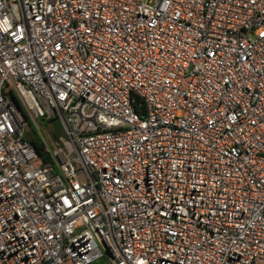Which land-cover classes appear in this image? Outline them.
I'll return each mask as SVG.
<instances>
[{"label":"built area","instance_id":"1","mask_svg":"<svg viewBox=\"0 0 264 264\" xmlns=\"http://www.w3.org/2000/svg\"><path fill=\"white\" fill-rule=\"evenodd\" d=\"M105 256L264 264V0H0V264Z\"/></svg>","mask_w":264,"mask_h":264},{"label":"trees","instance_id":"2","mask_svg":"<svg viewBox=\"0 0 264 264\" xmlns=\"http://www.w3.org/2000/svg\"><path fill=\"white\" fill-rule=\"evenodd\" d=\"M53 122L55 124L56 133L57 134H61L62 128H61L60 122L57 119H53ZM31 140L33 141V143L37 147L38 151L41 153V156L43 158V161L44 162H47L49 160V157H46L45 156L44 145L38 139H36L34 137H32Z\"/></svg>","mask_w":264,"mask_h":264},{"label":"rangeland","instance_id":"3","mask_svg":"<svg viewBox=\"0 0 264 264\" xmlns=\"http://www.w3.org/2000/svg\"><path fill=\"white\" fill-rule=\"evenodd\" d=\"M58 121H59V120H58ZM53 124H54V122H53ZM54 126H55V124H54ZM30 135H31V134H30ZM92 264H110V262H109L108 257L105 256V257H103V258L97 260L96 262H94V263H92Z\"/></svg>","mask_w":264,"mask_h":264},{"label":"water","instance_id":"4","mask_svg":"<svg viewBox=\"0 0 264 264\" xmlns=\"http://www.w3.org/2000/svg\"><path fill=\"white\" fill-rule=\"evenodd\" d=\"M12 99H13V101L17 104V106L20 108V106H19V104H18L16 98L13 96Z\"/></svg>","mask_w":264,"mask_h":264}]
</instances>
